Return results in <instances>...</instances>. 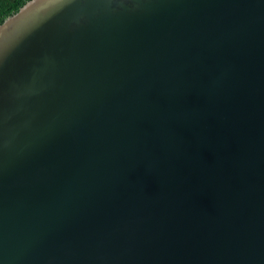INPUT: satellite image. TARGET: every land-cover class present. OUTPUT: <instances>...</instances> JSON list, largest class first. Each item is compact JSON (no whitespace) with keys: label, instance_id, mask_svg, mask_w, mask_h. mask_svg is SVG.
<instances>
[{"label":"water","instance_id":"water-1","mask_svg":"<svg viewBox=\"0 0 264 264\" xmlns=\"http://www.w3.org/2000/svg\"><path fill=\"white\" fill-rule=\"evenodd\" d=\"M0 264H264V0L6 18Z\"/></svg>","mask_w":264,"mask_h":264},{"label":"trees","instance_id":"trees-1","mask_svg":"<svg viewBox=\"0 0 264 264\" xmlns=\"http://www.w3.org/2000/svg\"><path fill=\"white\" fill-rule=\"evenodd\" d=\"M30 0H0V25Z\"/></svg>","mask_w":264,"mask_h":264}]
</instances>
